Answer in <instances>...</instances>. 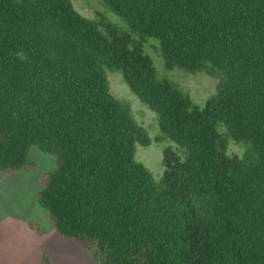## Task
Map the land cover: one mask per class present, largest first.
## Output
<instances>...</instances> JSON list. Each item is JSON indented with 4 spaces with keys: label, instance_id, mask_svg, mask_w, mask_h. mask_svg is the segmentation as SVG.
Returning <instances> with one entry per match:
<instances>
[{
    "label": "trees",
    "instance_id": "1",
    "mask_svg": "<svg viewBox=\"0 0 264 264\" xmlns=\"http://www.w3.org/2000/svg\"><path fill=\"white\" fill-rule=\"evenodd\" d=\"M102 1L137 40L71 0H0V173L31 171V147L49 155L37 203L100 264H264V0ZM148 37L165 69L219 77L202 107L157 76ZM107 71L183 150L163 151L159 180Z\"/></svg>",
    "mask_w": 264,
    "mask_h": 264
},
{
    "label": "rangeland",
    "instance_id": "2",
    "mask_svg": "<svg viewBox=\"0 0 264 264\" xmlns=\"http://www.w3.org/2000/svg\"><path fill=\"white\" fill-rule=\"evenodd\" d=\"M71 1L83 16L98 22L104 20L134 40L139 38L102 0ZM143 49L151 58L157 76L169 80L197 106L202 107L215 93L217 75L177 67L165 69L155 38L148 37ZM106 74L111 93L128 105L132 117L146 129L150 138L148 145H136L135 159L148 168L155 180H159L163 171V151L171 149L183 157V150L160 132L156 113L138 99L119 72L107 71ZM219 131L224 134L222 127ZM227 142L229 154L241 155L245 150L243 144L230 138ZM28 159L33 166L31 171L22 170L10 175L0 173V264H42L43 256L50 264H100L91 243L60 237L49 222L45 209L37 203L36 191L41 175L53 169V159L35 147L30 148Z\"/></svg>",
    "mask_w": 264,
    "mask_h": 264
}]
</instances>
